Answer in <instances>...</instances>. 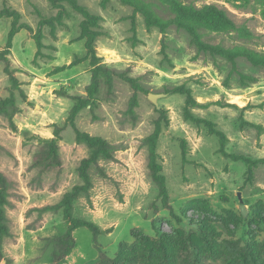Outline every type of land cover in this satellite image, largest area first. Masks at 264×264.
Listing matches in <instances>:
<instances>
[{"label": "rangeland", "instance_id": "374dc122", "mask_svg": "<svg viewBox=\"0 0 264 264\" xmlns=\"http://www.w3.org/2000/svg\"><path fill=\"white\" fill-rule=\"evenodd\" d=\"M183 1L226 10L254 36L245 45L264 51L262 1L245 6L234 0ZM77 3L99 17L95 49L100 64L135 79L143 91L135 92L120 77L113 78L111 87L101 79L98 93L76 117L79 131L107 141L114 153L91 166L92 188L73 204L74 217L96 224L101 233L94 238L87 229L75 230L73 247L59 264H97L136 238L157 239L177 231H204L209 239L201 246L199 262L178 259V264H252L246 255L250 249L264 261V69L244 59L233 69L226 59L197 50L185 30L147 27L140 14L118 0ZM63 6L60 21L51 28L40 25L58 12L50 0H0V10L17 12V26L25 27L6 56L18 90L11 88L0 58V100L13 94L18 109L13 125L0 115V173L10 182L5 207L10 235L3 240L0 264H54L48 239L63 235L67 225L61 211L40 209L58 203L80 183L77 169L89 155L67 118L72 98L86 96L92 68L79 37L83 18ZM11 23L12 18H0V54ZM38 29L40 49L34 40ZM204 39L226 47L239 43L227 35ZM238 72L255 81L241 83ZM178 86L190 90L197 103L190 113L224 133L228 154L256 162L249 174L246 163L218 153V138L207 128L184 119L185 96L167 93ZM149 94L165 96L156 106ZM160 119L156 152L173 214L162 206L147 168L144 139Z\"/></svg>", "mask_w": 264, "mask_h": 264}, {"label": "trees", "instance_id": "16d2710c", "mask_svg": "<svg viewBox=\"0 0 264 264\" xmlns=\"http://www.w3.org/2000/svg\"><path fill=\"white\" fill-rule=\"evenodd\" d=\"M118 1L130 7L135 13L140 14L147 27L158 28L161 32H164L168 26L174 25L185 30L191 38V43L197 50L226 59L232 64L233 69L236 68V61L238 59H244L254 67H261L264 69V51L245 45V43L251 41L254 36L244 24H237L228 15L226 10L216 5L207 4L197 7L192 2L187 3L183 0ZM234 1L245 6L250 5L252 1L258 0ZM259 1L264 3V0ZM50 3L54 8L58 9V12L53 18L40 22V25H47L53 28L55 22H59L64 13V4H67L72 7L73 10L81 14L83 19L80 23L79 37L81 40H84V48L86 51L85 58L89 60L92 68L90 84L86 88V96L72 98L75 103L67 118L68 124L74 129L76 141L83 143L89 150V155L80 161L77 169L80 183L74 185L69 191L65 192L58 203L47 205L40 209V212L61 211L62 218L67 225L63 235L48 239L53 245L52 260L54 264H59L64 261L73 247V232L75 230L79 228L87 229L94 238L101 233L96 224L74 217L73 204L81 195L88 196L89 190L92 188V182L89 176L91 166L95 165L99 158L111 159L114 153V147L107 141L79 131L75 127L76 117L98 93L101 79H105L108 87H111L113 78L115 76L120 77L128 83L135 92L143 90L135 79L117 75L114 71L100 64L95 49L96 40L100 36L97 30L99 22L98 16L91 14L83 6H80L77 0H50ZM157 10L167 13L168 18L162 19L157 14ZM2 17L12 18V23L7 35L5 50L0 54V58L4 63V72L8 76L11 88L18 90L20 86L19 81L14 76L10 68V61L6 56L10 53L15 35L25 27L23 25L17 26L19 15L15 11L4 8L0 10V18ZM208 34L232 36L239 43H235L229 47L220 43L213 44L204 39ZM34 40L37 48L40 49L42 47L40 29H38L34 35ZM238 76L243 84L255 81L254 77L240 72H238ZM167 93L185 96L184 119L190 121L194 125H202L207 128L210 135H214L218 138V153L232 161H242L246 163L249 167L248 174L251 172V166L256 163L255 161L242 155L228 154L225 151L226 136L224 133L215 129L211 122L196 118L190 113V108L197 105L190 90L186 89L184 86H178L168 90ZM17 110L13 94L0 100V115H6L11 125H13L12 117L17 113ZM160 113L163 114V111H160ZM161 130L162 124L160 119L156 121L152 133L144 139V146L147 148L148 152L147 168L151 180L158 190V197L161 199L162 206L172 213L169 205L166 178L162 172V165L158 161L156 152ZM9 186L10 182L0 173V259L3 256V240L10 235L8 220L5 213ZM208 243V235L204 231H192L190 233L177 231L173 236L162 233L157 239H150L147 237L136 238L132 245L119 248L114 258L102 256L97 264H178V259L191 258V262H199L201 260V246ZM253 250L255 249H250L249 251L251 252H245L247 257L249 256L251 259L252 264H264L263 258L258 251ZM237 256L239 259H242L244 254H239Z\"/></svg>", "mask_w": 264, "mask_h": 264}, {"label": "water", "instance_id": "95a60500", "mask_svg": "<svg viewBox=\"0 0 264 264\" xmlns=\"http://www.w3.org/2000/svg\"><path fill=\"white\" fill-rule=\"evenodd\" d=\"M165 96L164 94H149L148 95V99L154 104L157 106V100L161 97ZM237 196V199L239 201V209H240V212L242 214V216H246L247 215V211H246V208H245V205L243 203V199H242V195H241V192H238L236 194Z\"/></svg>", "mask_w": 264, "mask_h": 264}]
</instances>
